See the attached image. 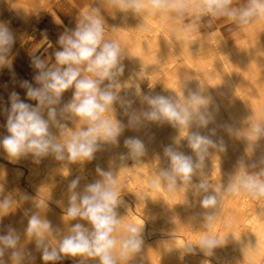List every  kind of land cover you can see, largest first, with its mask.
I'll list each match as a JSON object with an SVG mask.
<instances>
[{"label": "clouds", "instance_id": "1", "mask_svg": "<svg viewBox=\"0 0 264 264\" xmlns=\"http://www.w3.org/2000/svg\"><path fill=\"white\" fill-rule=\"evenodd\" d=\"M155 6L160 7L159 0H153ZM232 0H203L200 10L215 17L226 16L241 24H248L252 18L264 16V0H248L243 8L230 7ZM125 7L139 11V0H129ZM104 29L98 16L85 15L71 35L60 38L62 50L55 53L56 64L54 70L41 71L35 79L42 85L33 88L27 81L22 86L27 87V97L37 101L33 106L20 99L19 94H10V110H7L6 129L7 135L0 138V148L13 160L31 154L37 158L53 154L57 160H85L92 159L98 150V140L115 144L117 138L124 130V125L113 118H107L104 114L119 97L112 91L119 87L116 75L123 72V68H117L120 49L114 43L103 41ZM15 42V35L9 24L0 21V53H7ZM5 57L0 55V64L5 63ZM38 69L44 68V63L35 60ZM81 65L91 74L81 76ZM64 66V67H60ZM113 69H117L116 72ZM111 81L103 89L100 84L104 80ZM75 88L72 101L57 111L54 105L60 103L62 94L69 88ZM149 109L142 112V117L147 121L166 120L178 123L184 127H206L214 120L212 112L207 107L200 110L198 106H207L209 101L198 95H193L189 103L196 107H180L164 96H146ZM132 101H122L125 111L130 108ZM48 107V119L42 115V108ZM71 112L75 116L85 119L89 126L66 134L63 142L50 132L49 124L52 122L59 128L66 127L58 119L63 114ZM140 122V117L134 118ZM215 134V129L210 130ZM255 133L253 139L264 135V124L253 127ZM125 146L133 156H142L145 145L138 137H130L125 140ZM188 144L196 153L199 161H203L209 148L217 147L211 136L201 135L198 131L188 136ZM165 155L170 158V169L164 171L162 176L169 182L171 189L180 178L184 182H190L201 164L194 162L191 156L174 150L172 146L164 149ZM260 164H264V156L260 158ZM251 167H256L253 162ZM97 171L104 177L101 181L86 186L83 194L72 191L70 203L67 209V218L77 217L87 220L92 225L89 231L82 224H75L69 234L60 239L58 246H50L45 237L52 231L51 223L41 219L38 215H32L28 220L26 235L35 240L38 251H41V259L47 262L59 261L65 257H92L99 258L100 264H117L115 249L119 244V257L127 259L133 253L141 249L142 241L139 238L140 228L134 225L127 227L128 235L120 241L113 237V232L119 223L116 219L115 208L118 204V193L114 190L115 180L111 172L102 171L99 166ZM264 169L255 174L245 171L243 162L240 164V172L235 177L232 190H242L255 199L264 197ZM80 178L70 182V190L77 188ZM154 186L159 181L153 182ZM197 191H208V185L201 182L193 185ZM12 197H5L0 201V215L6 214L12 207ZM203 207H212L216 204L213 195H207L201 201ZM211 219V217H209ZM20 236L16 229L9 226L6 235H0V264H6L4 259L8 252L12 264H29L35 258L19 246ZM222 241L212 235H204L198 242V247L208 256L213 255L214 250ZM186 250L193 252L189 245ZM79 264H83L80 261Z\"/></svg>", "mask_w": 264, "mask_h": 264}, {"label": "rangeland", "instance_id": "2", "mask_svg": "<svg viewBox=\"0 0 264 264\" xmlns=\"http://www.w3.org/2000/svg\"><path fill=\"white\" fill-rule=\"evenodd\" d=\"M200 8L198 9V11L195 12L197 14V16L200 17V16L204 15L207 18H214L215 17V16H212V15L207 14L205 12H202L200 10ZM128 9L135 11L134 8L128 7ZM171 10H172V12H171L172 17L170 18L171 20L169 21L170 26H168V28L166 29L167 35L165 33H163L161 35V37L158 38L156 41L153 40V38L150 39L148 37V34H147V36L141 35L140 37L142 38V43L138 42L140 46H147V39H148V41H151L153 43L158 41L161 44V50L170 51V52H168L169 54L173 55L175 53V50L177 51L176 46H174V42H175L174 35L176 34V28L178 27V24H176V21H177L178 17H180V16L183 17L184 15H187L188 13H187V10L182 9V8H180V9L179 8H173ZM136 12H137V10H136ZM127 13L132 14V11H130V13L129 12H127ZM195 13H193L191 16H196ZM37 14H39V12L36 10L35 15H37ZM260 17H262V16H260ZM260 17L256 18V20L258 19L257 22L255 21V18H252V21H250L248 23V25L246 24L249 28L247 26H245V28H246L245 29V28H243L245 24L244 25L241 24L240 26H241L242 30H244V31L239 33L237 38L228 40V43L226 46L218 45V40L215 38L210 39V37L208 38V35L186 33L185 32L187 35L185 40L188 43V47H190L191 50L197 49V51L198 50H212L213 52L216 51L213 54H215L216 60L219 57L217 60L218 62L216 60H213L212 63L217 62L220 65H221V63H222V65L227 64V62H225L224 60L225 59L228 60L231 57L229 51L234 46H235L234 47L235 49H233V51H236V53H238L239 50H240L239 52H241V50H243V52L240 53L242 55V57L239 53L238 54L242 58L241 60L243 61V65H242L243 68H245L246 65H247L246 66L247 69L250 67V69H248L247 71H249V72L251 71V73H252L251 78L252 79L251 78L246 79V78H243L241 76H237L234 79H231V82L233 81V83H231L229 85V87H228V85L218 86V88H220V89L224 88L226 90V93H228V94H229V92H227L228 89L232 88L231 89L232 91L230 90L231 94H229V96H228L229 98L228 97L226 98L222 95L217 94L216 88L213 87L211 85L210 81L207 80V78H205L203 76L202 72L199 71L200 72L199 73L198 70H196L197 71L196 72L195 69H193L191 65L186 64V69L177 77V76L173 75L174 71L172 70V68H170L168 65L162 64L161 61L156 62L157 63V64L155 63L156 66L154 64L155 67L151 71H148L146 69H140L139 73L136 72V75L139 74L138 77H141L144 80H146V79L148 80L146 87L142 88L139 85H133V86L129 85V89L122 95V101H132V104H131V106H132L139 99L143 90L148 89L149 91L152 90L154 96L159 95V96H164L166 98H178V102L175 104L179 105L180 107H190V108L196 107V106L191 105L189 103V101L191 100V97L193 95H198V96H200L204 99H207L209 101V104L207 106H210L212 108L209 111L212 112L213 115L223 116L222 118L214 119L212 122L222 121V122H227V124H231V122L234 121L236 123H241V124L242 123H248L250 125L249 127L236 128V127L228 126L227 128H223V127L202 128L203 130L215 129V131H221V133H223V134H220L221 139L222 138L224 139V140L222 139L223 141H220L221 143L219 142L220 145L218 147H215V148H209L208 151H210L212 153V159H214L216 162H219L221 160L222 168L227 170L226 174L223 171L221 172L222 173L221 175H224V177H222V179L226 178V183H228L231 187H232V185H234L235 177L240 172L241 162L244 163L245 171L249 174L258 173L261 171V169H264V164L259 163L260 158L262 156H264V135H261L258 139H253L255 133L249 134L250 141H251V145H249V146L245 145V144L240 145L241 144L240 142H237V144H236V141H233L234 139L231 140L232 138L230 137V135H233V133H232L233 131L242 130V131H252L253 132V127L255 125L264 124V78H262V77H264V59L259 61L257 59V57L254 56V52L256 50L254 52L251 50V49H254V47L248 46V45H250V44H248V42H255V40H256L255 37H253L254 39L248 37V35L251 34L252 31H253L252 33L254 36L261 35L262 38H264V30H262V29H264V28H262V27H264V25H261V23H259L261 21H264V19H261ZM142 18H144L145 21L147 20V19H145L144 16ZM147 23H148V20H147ZM262 24H264V23H262ZM250 25H252V26H250ZM259 26H261V27H259ZM256 27H258L259 29L261 28V29L260 30L258 28L256 29ZM103 29L106 30V27H104ZM247 30H248V32H247ZM153 36H154V34H153ZM207 40H209L210 42H208ZM245 40H246V43H245ZM262 40H264V39H262ZM115 41H116L115 43L118 44L117 40H115ZM219 41H221V40H219ZM203 42L204 43L206 42L208 44V46L207 47L203 46V44H204ZM236 43L238 46L235 45ZM213 46L214 47L216 46V47L214 48ZM230 46H232V47H230ZM227 47H228V50L225 51V49H227ZM237 47L239 48V50H237ZM222 48L224 49L223 51H222ZM262 50H264V49H262ZM217 51H221L219 53L220 54L222 53V54L220 55L219 53H217ZM223 52H224V54H223ZM227 52L229 54H227ZM248 52L252 53V55L251 54L249 55ZM150 53L151 52L149 50L145 54H143V57H145L144 62L146 64V68H147L146 60H147V57L149 56ZM234 54L235 53H232V56ZM262 54H264V53H262ZM262 54H260V55L262 58H264V55H262ZM222 55H224V56H223V58L222 57L221 58L224 60H222L220 58V56H222ZM228 55H230V56L227 57ZM180 57H182V56L180 55ZM243 57H244V59H243ZM247 57L249 59H247ZM176 58L181 59V58H179L178 55H176ZM220 59L222 61H220ZM242 61H237V64H239L238 66H241L240 64H242ZM250 61H251V63H250ZM204 63H205V65L206 64L211 65V61H208L207 59L204 61ZM1 65L2 64H0V70H1ZM209 65H207V66H209ZM141 68H143L142 65H141ZM240 71H241V69H239V72ZM198 73H199V75H197ZM121 74H124L125 76L128 75L127 73H124V71L121 72L119 75L116 76V79L119 81L122 80L119 78V76ZM201 74H202V76H201ZM156 78H158V79L160 78L162 80L160 82L161 83L160 86H158L157 83H155ZM240 78H243V79H240ZM190 80H191V82L192 81L193 82L191 83ZM242 80H244L246 82H244V81L241 82ZM124 81H128L131 84V81L127 80V77L124 78ZM186 81L190 82L192 86L191 87L183 86V82H186ZM246 84H248V85L246 86ZM136 88L138 89L139 93H136ZM192 91H198L199 93L198 94H192ZM240 91H243V92L245 91V92L242 93ZM221 99H224V102ZM229 99L230 100L233 99V100L230 101ZM240 99L241 100L243 99L242 100L243 102L240 101ZM244 103L250 107L249 110H246L244 108V106H245ZM224 104H226L228 106L234 105L238 108H236L235 110H229L228 111V110L222 108V106ZM198 107L200 108V110H203L204 107H206V106L202 105V106H198ZM128 109L129 108H127V110ZM125 112L126 111H125V108L123 106L122 112H120V114H124ZM230 114L234 115L233 119L228 117V115H230ZM249 114H250V116H248ZM146 121L147 120H142L141 123L146 122ZM160 121H166V120H160ZM6 122L7 121L5 119L0 118V138H2L4 135L8 134L7 129H6ZM162 123H164V122H162ZM142 129H144V128L136 127L133 130V132L131 133V135L128 136V138H130V136L131 137H135V135L138 136L136 133L137 130H142ZM151 129H153V130L158 129L159 132L162 130V131H164L163 133H165V131L169 132L171 130H175L174 128L170 127V125L169 126H162L160 128L155 127V128H151ZM76 130H78V129H76ZM227 130H228V134H227ZM72 131H74V129H72ZM224 133H226V134H224ZM157 134H158V132H157ZM214 136H219V134H214ZM227 136H228V138H227ZM229 138H230V140H229ZM229 141H231V143H229V145H228L227 142H229ZM232 141H233V143H232ZM243 145L245 146L244 148H243ZM119 146L121 147V145H119ZM122 146H123V148L121 147L122 148L121 151L127 148L125 146L124 142L122 143ZM189 149H191L190 146H189ZM245 150L247 153L245 152ZM248 151H250V156L248 154ZM114 152H115V150H114ZM245 154H247L248 156H246ZM221 156H222V158H221ZM156 157L158 159L155 162H161V160H163L164 163H166L167 165H168V163L170 164L169 158L166 157V159H162V158L160 159V157H158V156H156ZM167 161H168V163H167ZM86 162H87L86 165L89 164V167L87 168V170H89V172L87 171L88 172L87 175H89L88 179L90 181L88 183L92 184V183H95L96 181H99L100 175L97 174L98 177L97 176L93 177V176H91V172H90V165L95 164V161L93 162V159H90V161L88 162V159H86ZM253 162L256 163V165H257L256 167L250 166ZM0 163L4 164V165L0 166V168H2L3 171L4 170L7 171V172H5V174L7 173V175L4 174V176L2 175L3 177L0 175L1 185L6 184V186H7V188H3V189L0 188V201H2L5 198V196L6 197L11 196L13 199L12 200L13 201L12 207L9 209V211L3 217L2 223L0 225V231H1V228L5 227V220L7 221L8 219L13 218L14 216H17L18 213L16 210L20 209L19 208L20 206L18 204H20L22 201H28L29 203H31L30 205H32V207L35 208V210L37 212L38 211L40 212V213L39 212L37 213L38 216H40L41 219L47 220L51 223L52 231L49 235H47L45 237L46 242L50 246L51 245L52 246H58L60 239H62L63 236L69 234L71 231V228L77 223L82 224L87 229H90V228L92 229V225L87 220L81 219L79 217H77V219H75V220L70 219L74 222L68 221V218L66 217V215H67V209L69 207L70 196L72 194V191L65 192V193L62 192L63 193V195H62L60 190L52 189L51 183H49L46 180V177L43 176L46 174H43L42 170H38L40 167L42 168V166H40V167L38 166L39 168L36 166L37 170H35L34 169L35 166L26 167L23 162H20L17 160L12 161L10 158H8L7 153L2 148H0ZM130 163H131V161H130ZM3 166H5V169ZM79 166L80 165H78L77 168ZM80 169H81V167H80ZM34 170H35L36 174H35V172L33 173ZM54 178H56V179L54 180L53 184H58V182H57L59 179L58 176L56 175ZM54 178H52V179H54ZM262 178H264V177H262ZM204 180L205 181H202V182H205L207 185H210V184L221 185V182L218 181L217 176H212V175L210 176L209 175L206 178H204ZM179 181L184 182L181 179H179ZM192 181L196 182V179L193 180V178H192ZM16 185H18V186H16ZM191 185H192V183H190V185H188L189 187H186L184 190L188 191L189 189H191L192 188V187H190ZM48 186H50L51 188H49ZM8 187H9V189H8ZM163 190H166V188H163ZM5 191L6 192L8 191V193H5ZM59 191H60V193H59ZM189 191H192V193H193L194 190H189ZM189 191L188 192L183 191V193H182V194L186 193V194H184V197H186L187 200H185V198H183L185 200L184 202H186L188 200L191 201V203H192V201H194V202L189 205V201H188V204H186L184 202L182 203L183 200H181V202H180V200H176L175 202H173V203H175V205L178 203L176 205V207H173L175 205L173 203H169V202H165V205H164L163 201H162V203H160L159 201L154 202L153 199L151 200V198L147 197V195L144 196V194L143 195L140 193L138 194L137 192L136 193L135 192L133 193L130 191L126 192V190L116 191L118 193V204L115 208V212L117 215L116 219L119 220L118 221L119 223L117 224L114 232H118V231L127 232V227L129 225H134V226H137L138 228L140 227L139 233L140 234L142 233L141 234V238H142L141 241L145 242V243H143L145 246V250L147 251V254L149 255V257L152 260H154L155 263L169 262L171 264H264V254H262V256H261L260 254L255 253L256 247L253 246L254 248L252 247L251 250H248L246 252L241 251V249H239V248H241L240 247L241 241H243L242 243L247 241L246 236L248 234H251L253 236V238L254 237L257 238L256 232H264V229H261V228H264V223H261V220H260V219L264 218V197H262L260 199H255L242 190H233L232 192L228 191V194L226 193V191H224L226 198H227V196H229V198H230V195L232 196L233 207H230L229 211L227 212V214L228 213L229 214L228 215L226 214L222 218V220H225L224 218H226V216H227L226 219L228 221L225 220L226 221L225 223L227 224V227L229 226L227 228L228 232L227 231L223 232L224 227L219 222L221 220L220 212L222 211V209L220 207L214 206L215 210L217 208V210H216L217 212L214 209H212V210H214L213 211L214 214L210 213L211 216L210 215L206 216L204 218V221H203L200 218V216L193 211L196 209L201 210V208L198 206H194L196 208V209H194L193 204L196 201L201 202L202 201L201 199H203V198L201 196H199L198 199L192 198L191 196L193 194ZM68 193H70V194H68ZM16 194H18V195H16ZM134 194L137 196H135ZM197 194L198 193H196L195 195H197ZM65 195H70V196H67L68 197L67 198V197H65ZM139 197H141V198H139ZM24 198H26V199L24 200ZM158 199L161 200V198H158ZM192 199H194V200H192ZM195 199H197V200H195ZM162 200H165V199L162 198ZM66 201H68V202H66ZM167 203L169 204L170 207L168 205H166ZM181 203H182V205L186 204L184 206L185 208L182 207ZM153 204L155 206L157 204L158 205L157 208ZM153 206H154V209H153ZM160 206H162V207L160 208ZM171 206L174 208V210H173V208H171ZM163 207H165L166 209ZM177 208L181 209V210H178ZM218 208H220V211ZM231 208H233V209H231ZM29 210H31V207L29 208ZM182 210H183V212H187L186 215H188V216L191 215V217H192L191 224L189 225V228H188L189 230L191 228V230L188 232L189 238L187 236H185L186 234L183 232H178V231L170 229L172 227V223H170V220L173 218V216H176V215L178 216L179 211H182ZM127 214H129V215H127ZM55 216H56V218H55ZM161 217H162V219H161ZM209 217H211V219ZM194 218H196V219H194ZM64 219H67V221H65ZM212 219H213V221H212ZM208 221H210V222H208ZM132 222H133V224H132ZM149 223L153 224L154 227H153V225H150ZM192 223H193V225H192ZM25 224L23 225L24 231L27 228V226ZM137 224H139V225H137ZM230 226H231V228H230ZM154 231H155V233H154ZM209 234L217 237L218 239H220L222 241L221 245L214 250L213 255H211V256L206 255L201 249H199L198 244H197L202 236L209 235ZM232 234L235 235L234 238L230 237ZM190 235H194V237H191ZM152 238H154V240H155L154 242H153ZM33 240L34 239L32 238L31 244L36 245L35 240L34 241ZM189 245H191L194 248L193 252H188L186 250V248ZM146 246H148V247L146 248ZM148 249H149V252L151 251V253L148 252ZM234 249H235V251H234L235 254L233 253ZM252 250H253V254L251 253ZM186 254H188V255H186ZM238 254H239V256H238ZM244 254H245V256H244ZM41 255H42V253H40L38 255L39 258H41ZM172 255L175 258L172 257ZM240 255H243L244 257H242ZM252 255L255 257V259H254V257L252 258ZM169 257H170V259H169ZM231 257L235 258V259H232ZM240 257L242 258V260ZM246 257H248V258H246ZM260 257H262V258H260ZM34 258L35 259L32 261L37 262V256H35ZM80 258H84V257H65L59 261L47 262V264H74V263L79 264ZM87 258L90 259L89 257H87ZM120 258L118 255L117 256V264H123V262H125L126 264H129V263L133 264L134 263L133 261H131L130 257L127 259H124V258L120 259ZM237 258H239L240 260ZM238 260L241 262H239ZM27 263L29 264L28 260L25 261V264H27ZM7 264H12V262L7 263ZM38 264H45V262L42 260V263H38ZM84 264H86V262ZM97 264H100V262L97 261Z\"/></svg>", "mask_w": 264, "mask_h": 264}, {"label": "bare ground", "instance_id": "3", "mask_svg": "<svg viewBox=\"0 0 264 264\" xmlns=\"http://www.w3.org/2000/svg\"><path fill=\"white\" fill-rule=\"evenodd\" d=\"M26 2V0H23ZM44 1V0H43ZM145 0H143L144 2ZM163 1V0H162ZM173 1V0H172ZM171 1V3H172ZM7 2H9L10 4H15L14 0H7ZM19 2V0L17 1ZM153 2V1H152ZM20 7L21 5L23 6V4L25 3H22V1L20 0ZM146 3H149L148 1L144 2V4L146 5ZM161 3V2H159ZM165 3V0L163 1V4ZM167 3H169V1L167 0ZM31 4V5H30ZM30 4L28 2L27 5H30L29 7H23V8H18L20 9V11H23L25 14H31L32 10H34V7H32V4L33 2L31 3L30 1ZM44 4H47L44 3ZM162 4V5H163ZM203 4V0H174L171 8L170 9H173V8H182V9H185L187 10V15H184L183 17H178L177 18V21H176V24H178V27L176 28V34L174 35L175 37V42H174V46H176V49L177 51L175 50V53L172 55V54H169L168 52L170 51H167V50H157L156 53L155 51L151 52L149 54V56L147 57V70L148 71H151L154 69V67L156 66V62H159L161 61L162 64H165V65H168L170 68H172V70L174 71V76H177L180 75L185 69H186V64H189L192 66L193 69L198 70V72H202L203 76L205 78H207V80L210 81L211 85L213 87L216 88V92L217 94L219 95H222L224 97H228L229 94H231L230 92L232 91L231 89H228L226 93V90L224 88L220 89L218 88V86H225V85H229L231 83H233V81L231 82V79H234L235 77L237 76H241L243 78H246V79H249L251 78L252 76V73L251 71H247L248 69H250V67L247 69L246 66L245 68H243V61L241 60L242 58V55L240 54L241 52H243V50H241V52H239V48L237 47V50L238 53L241 55L236 53V51H233V49H235L234 47H232V49L229 51L231 57L228 59V60H224L222 59L224 55L220 56V58L222 60H224L225 62H227V64L225 65H221L219 63H217L218 61V54L219 52L221 51H217V60L215 59V54H213L214 52L216 51H212V50H191L190 47H188V43L186 42L185 38H186V31L182 28L181 26V22L182 20L184 19H187L188 17H190L193 13H195L196 11H198V9L201 7V5ZM41 5V3H40ZM152 5L154 6V3H152ZM152 5L148 4V7H142L140 8L139 12L141 15H143L145 17V19L148 20V24L146 25V28L145 30H147L146 32H152L154 34L153 36V40H157L158 38L161 37V35L163 33L166 34V29L168 28V26H170V23L168 22V19L165 21V19L163 20V18H160V14H157L158 16H160L159 18H153V14H154V8L151 7ZM17 5H15L16 7ZM25 6V5H24ZM36 6V5H35ZM47 5H45L46 7ZM168 6V5H167ZM14 7V6H13ZM33 9H32V8ZM162 7V6H161ZM164 8L162 9L161 8V11L160 10H157V11H160V13L162 14V16H165L169 11L168 8L167 10L165 9V6H163ZM11 9H12V6H11ZM35 9L37 10V8L35 7ZM156 9V8H155ZM157 9H160V7H158ZM14 10V8H13ZM17 10V9H16ZM44 11V10H43ZM134 11V10H133ZM132 11V14H134L136 12H133ZM156 11V10H155ZM35 12V10H34ZM136 12V13H137ZM16 13V12H15ZM33 13V12H32ZM157 13V12H156ZM198 13V12H197ZM196 14V13H195ZM199 14V13H198ZM33 15V14H31ZM40 15V14H39ZM168 15V14H167ZM21 16H27V15H21ZM29 16V15H28ZM36 16V15H35ZM197 16V14H196ZM26 18V17H25ZM141 18V17H140ZM166 18V17H165ZM261 19H264V16L260 17ZM27 19H30V17H27ZM26 19V21H27ZM34 19V18H33ZM32 19V21H33ZM35 20V19H34ZM147 20L145 21L147 23ZM150 21V22H149ZM252 21V20H251ZM255 21L257 22L258 19L256 20L255 18ZM261 21V20H260ZM29 22V21H28ZM27 22V23H28ZM255 22V23H256ZM145 23V24H146ZM261 23V25H264L262 23H264V21H261L259 22ZM29 24V23H28ZM143 25V24H142ZM244 25V24H243ZM248 25V24H247ZM246 24L244 25L243 28H245V26H247ZM28 26V25H26ZM252 26V25H250ZM258 26V25H257ZM32 27V26H31ZM248 27V26H247ZM261 27V26H259ZM249 28V27H248ZM253 28V27H252ZM258 27H256L257 29ZM264 28V27H262ZM196 29V28H195ZM246 29V28H245ZM255 29V30H256ZM259 29V28H258ZM261 29V28H260ZM259 29V30H260ZM26 30V29H25ZM24 30V31H25ZM144 30V31H145ZM193 30V29H192ZM207 31V34H208V28L205 27V29ZM258 30V31H259ZM264 30V29H262ZM142 31V30H141ZM244 31V30H243ZM21 32V31H20ZM27 32H28V29H27ZM145 32V33H146ZM186 32V33H185ZM248 32V30H247ZM253 32V31H252ZM251 32V34L248 35L249 38H253L255 37V42H248V46H253L254 49H251L253 52H254V56L257 57V59L259 61H261L262 58L260 54L264 53V38H262L261 35H257V36H254L253 33ZM262 32V31H261ZM29 33V32H28ZM32 33V32H31ZM257 33V32H256ZM260 33V32H259ZM196 34V33H195ZM15 35V34H14ZM18 35V34H17ZM26 35V34H24ZM22 35V36H24ZM28 35V34H27ZM26 35V37H27ZM145 36H147L146 34H144ZM167 35V34H166ZM210 35V34H209ZM16 36V35H15ZM20 39L19 40H22L21 38L22 37H19ZM209 38V37H208ZM17 39V38H16ZM211 39V37H210ZM254 39V38H253ZM202 40V39H201ZM204 40V39H203ZM247 40V39H246ZM246 40H245V43H246ZM208 42H210L209 40H207ZM17 42V41H16ZM21 42V41H20ZM201 42V41H200ZM204 43V42H203ZM239 43V42H238ZM242 43V42H241ZM244 43V42H243ZM19 44V43H18ZM196 44V43H195ZM215 44V43H214ZM17 45V44H16ZM200 45V44H199ZM202 45V44H201ZM218 45H223V46H226L227 43L224 42V41H218ZM237 45V43L235 44ZM147 46H159L161 47V44L157 41V42H151V41H148L147 39ZM203 46H208V44L205 42L203 44ZM238 46V45H237ZM247 46V45H246ZM16 47V46H15ZM158 47V48H159ZM194 47V46H193ZM196 47V46H195ZM199 47V46H198ZM210 47V46H209ZM208 47V48H209ZM214 47V46H213ZM212 47V48H213ZM216 47V46H215ZM214 47V48H215ZM218 47V46H217ZM221 47V46H220ZM14 48V47H13ZM219 48V47H218ZM225 48V47H224ZM246 48V47H245ZM244 48V49H245ZM249 48V47H248ZM179 49V50H178ZM200 49V48H199ZM211 49V48H210ZM216 50V49H215ZM218 50V49H217ZM221 50V49H220ZM224 49L222 48V51ZM228 50V47L227 49H225V51ZM246 50V49H245ZM250 50V49H249ZM11 51V50H10ZM224 51V52H225ZM223 52V54H224ZM250 52V51H249ZM248 52V53H249ZM13 53V51H12ZM227 52V54H229ZM232 53H235L233 56H232ZM220 54V53H219ZM222 54V53H221ZM220 54V55H221ZM226 54V53H225ZM245 54V53H244ZM247 54V53H246ZM252 55V53H249V55ZM176 55L179 56V58L181 59H177L176 58ZM180 55L182 57H180ZM230 55H228L227 57H229ZM264 55V54H262ZM245 56V55H244ZM247 56V55H246ZM253 56V57H254ZM10 58V57H9ZM208 61H211V65L209 64H206L204 63V61L206 59ZM246 58V57H245ZM220 59V61H222ZM244 59V57H243ZM247 59H249L247 57ZM246 59V60H247ZM252 59V58H251ZM55 60V59H54ZM53 60V61H54ZM213 60H216L217 64L216 63H212ZM219 61V62H220ZM237 61H242V64H240L241 66H238L239 64H237ZM247 62V61H246ZM245 62V63H246ZM156 63V64H155ZM241 63V62H240ZM251 63V61H250ZM155 64V66H154ZM219 64V65H218ZM173 65V66H172ZM209 65V66H207ZM51 67V65H49ZM53 66V65H52ZM56 66V65H55ZM58 66V65H57ZM250 66V65H249ZM240 67V68H239ZM56 68V67H55ZM243 68V69H242ZM52 69V67H51ZM239 69H241V71L239 72ZM54 70V69H53ZM197 72V71H196ZM199 72V73H200ZM199 73L197 75H199ZM201 74V76H202ZM127 77L125 76L124 74H121L119 76L120 79H122L119 83V87H121V91L119 90L120 88L116 87L113 88L114 89V93H116V95H120V98L118 99L119 100V103L122 102V95L129 89V85H130V82L128 81H124V78ZM261 77V76H260ZM259 77V78H260ZM243 78H240V79H243ZM264 78V77H262ZM252 79V78H251ZM244 80H242L241 82H243ZM123 82V83H122ZM191 82V80H190ZM183 82V86H186V87H191V83L193 82ZM246 82V81H244ZM107 84V83H106ZM105 84V85H106ZM244 84V83H243ZM242 84V85H243ZM249 84V83H248ZM246 84V86L248 85ZM243 87V86H242ZM104 88V87H103ZM101 88V89H103ZM112 89V90H113ZM227 89V88H226ZM225 90V91H224ZM231 90V91H230ZM120 92V93H119ZM149 92H151V94H153L152 90H150ZM242 93H244L243 91H240ZM136 93H139L138 92V89L136 88ZM199 92L198 91H192V94H198ZM228 94V95H227ZM250 94V93H249ZM229 98V97H228ZM249 98V97H248ZM173 103H177L178 102V98H169ZM245 99V98H244ZM117 100V102H118ZM223 102H224V99H221ZM230 100V99H229ZM233 99H231L230 101H232ZM235 100V99H234ZM243 100V99H242ZM240 99V101H242ZM249 100V99H248ZM62 100H60V103L57 104V105H54V107L57 108V111L59 113V110L61 108H63L65 106V104L63 105L61 103ZM246 101V100H245ZM244 101V102H245ZM250 101V100H249ZM116 102V103H117ZM243 102V101H242ZM247 103V102H246ZM115 104V102H114ZM113 104V105H114ZM245 104V103H244ZM116 105V104H115ZM119 106V104H117ZM121 105V104H120ZM47 106H45V108H43L42 110V115L44 116L45 119H48V115H47V112H48V109L46 108ZM121 107L123 108V106L121 105ZM208 110H211L212 108L210 106H206ZM112 108H115L116 112L109 108L108 110L113 112V113H116L117 114V110L118 109L116 107H112ZM222 108L226 109V110H235L236 106H228L226 104H224L222 106ZM244 108L246 110H249L250 107L247 106L245 104ZM46 109V110H45ZM111 109V110H110ZM121 110V109H119ZM108 111V112H109ZM108 112H106L104 115H106ZM112 113V114H113ZM115 115V117H117V115ZM108 115V114H107ZM111 115V114H110ZM109 115V116H110ZM108 116V118H109ZM112 116V115H111ZM110 116V118H111ZM214 116V119L216 118H222L223 116L221 115H213ZM250 116V114L248 115ZM114 117V116H113ZM112 117V118H113ZM114 117V118H115ZM121 118V116H118ZM229 118L233 119L234 118V115L233 114H230L228 115ZM119 118V119H120ZM58 119H60V122L63 123L66 127L64 128H59L57 127L55 124H53L52 122H50L49 124V130L50 132L57 138V141L58 142H63V140L65 139V136L66 134L70 133V132H74L76 131V129L73 128V126L75 127L76 125L79 127V128H83L85 126V123L87 122L85 119H82V121L84 122H79V124L75 123V120L77 119L71 112H66L63 114V119H61L60 115H58ZM79 119V117H78ZM119 119H115L117 121H119ZM80 121V120H79ZM78 122V120H77ZM164 122V123H162ZM76 124V125H75ZM174 128L175 130H171L169 132H166L163 133L164 131H160L158 129L156 130H153L151 128H160L162 126H169ZM228 126L230 127H236V128H239V127H249L250 125L248 123H236V122H231V124H227V122H222V121H214V122H211L209 123L206 127H210V128H213V127H223V128H227ZM71 127L74 129V131H72ZM88 127L87 124L84 128ZM137 127L139 128H144L142 130H137V135H135V137H138L139 139H141L145 145V151H144V154L142 156H133L131 155L130 153V150L128 148L124 149L121 151V149L123 148L122 144L121 147L118 146L117 149H115V152L113 153H110V154H107L106 151L104 150V146L103 144L105 143V141L103 140H98V150L94 153L93 155V162L95 161V164L93 165H90V172H91V176L93 177H96L97 174L100 175V173L97 171V167L99 166V168L104 171V172H111L112 173V176L115 180V184L113 185V188L115 191H120V190H126L127 191H130V192H137L138 194H144V196L147 195V197L151 198V200L153 199V201L155 202H160L162 203V201L164 202V205H165V202H169V203H173L175 202L176 200H183L182 203L187 200L186 197H184V192H188L189 190H194L193 193L192 191H189L191 192L193 195L191 196L192 198H199V196H201L202 198H204L205 196L207 195H213L215 196L216 198V204L214 205L215 207H220L222 209V211L220 212L221 214V220L219 221L222 226L224 227L223 228V232L227 231V224L225 223L227 220V216L226 218H224L225 220H222L223 216H225L227 214V212L229 211L230 207H233V201H232V196L230 195V198L229 196H225L224 194V191H226V193L228 194V191L232 192V187L226 183V178L222 179V177H224V175H221L222 171L226 174L227 173V170L222 168V162L221 160L219 162H216L214 159H212V153L210 151H208V153L205 155L204 157V160L203 161H199V158L197 157L196 153L192 150V149H189V144H188V136L192 133V132H195V131H198L201 135H204V136H211V139H213V141L217 144V147L220 145V141H223L221 139V135L220 134H223L221 133V131H215V134H219V136H214L210 130H203L202 128H206V127H197L195 124H193L191 127H184V126H181L179 125L178 123H172V122H169V121H146V122H140ZM177 128V129H176ZM78 129V128H77ZM133 132V131H132ZM131 132V133H132ZM158 132V134H157ZM224 132V131H223ZM231 132V131H230ZM233 135H230V137L232 138L231 140L233 141H236V144L237 142H240L239 144L242 145V144H245V145H251V141H250V136L249 134L251 133H254L252 131H242V130H236V131H233L232 132ZM226 134V133H224ZM227 134H228V130H227ZM131 135V134H130ZM229 136V135H228ZM227 136V138H228ZM131 137V136H130ZM126 140V139H125ZM230 140V138H229ZM238 140V141H237ZM232 141V143H233ZM123 142V141H122ZM121 142V143H122ZM125 142V141H124ZM220 142V143H219ZM229 143H231V141L227 142V144L229 145ZM119 145V144H118ZM222 145V144H221ZM168 146H172L174 148V150H177V151H180V152H183L185 155L187 156H191L193 158V161L194 162H199L201 164V166L196 169L195 171V174L193 175V180L196 179V182L195 181H190V182H180L179 179L180 178H177V182L176 184L170 189L168 184L169 182L167 181V179H165L163 176H162V173L164 171H167L170 169V166H171V162L170 164L168 163V165L166 163H164L163 160H161V162H155L158 158L160 157V159H166V155L164 153V149ZM245 146L243 145V148ZM250 148V147H249ZM247 149V148H246ZM246 152V150H245ZM228 153V152H227ZM226 153V154H227ZM247 153V152H246ZM218 154V153H217ZM248 154L250 156V151H248ZM225 155V154H224ZM246 156H248L247 154H245ZM244 155V156H245ZM216 156V155H215ZM227 156V155H226ZM155 157V158H154ZM8 158H10L8 156ZM168 158V157H167ZM219 158V157H218ZM222 158V156H221ZM12 161L13 159L10 158ZM40 162H36L37 158L33 157L31 154L25 156V157H21L19 159H16L17 161H20V162H23L25 164L26 167H30V166H35L34 169H36V166L40 167L42 166V168L38 167L39 169L38 170H42L43 171V174H46V175H43L44 177H46V180L51 183V187L52 189H57V190H60L61 193L62 192H70V191H75L76 193L78 194H83V192L85 191L86 189V186L89 185V175L88 172L89 170H87V168L89 167V164L86 165V159L85 160H77V161H71V160H68V159H65V160H57L55 159V156L53 154H49L47 156H44V157H40L38 158ZM159 159V160H160ZM218 160V159H217ZM223 160V159H222ZM15 161V160H14ZM90 160H88L89 162ZM131 161V163H130ZM92 162V161H91ZM90 162V163H91ZM224 162V161H223ZM224 164V163H223ZM4 165L3 163L1 164L0 163V166ZM80 165L78 168L77 166ZM6 166V165H5ZM5 166L4 169H5ZM92 166V167H91ZM8 167V166H7ZM10 167V166H9ZM14 167V166H13ZM81 167V169H80ZM12 168V167H11ZM15 168V167H14ZM33 169V168H32ZM11 170V169H10ZM35 170L33 171V173L35 172ZM88 171V172H87ZM5 172H7L6 170L3 171L2 168H0V175L4 176ZM9 172V171H8ZM30 172V171H29ZM11 173V172H10ZM38 173V172H37ZM36 174V172H35ZM7 175V173L5 174ZM58 176V184H53L54 183V180L57 178H54L55 176ZM217 176L218 177V181L221 182V185H213V184H210L208 185V191L207 192H204V191H197L193 185H198L200 184L202 181H205L204 178H206L207 176ZM2 176V177H3ZM40 177V176H39ZM49 177V178H48ZM77 177L80 178V181H79V184L77 186L76 189L74 190H70L69 188V185H70V182L73 180V179H76ZM92 177V178H93ZM98 177V176H97ZM226 177V176H225ZM54 178V179H52ZM4 179V178H3ZM45 179V178H44ZM91 179V178H90ZM104 177L100 175V180H103ZM210 179V178H209ZM43 180V179H42ZM97 180V179H96ZM99 180V181H100ZM159 181V184L155 185L153 184L154 181ZM1 181V179H0ZM228 181V180H227ZM214 182V181H213ZM212 182V183H213ZM216 182V181H215ZM229 182V181H228ZM190 183H192V185L190 187H192L191 189H189L188 191H185L184 189L186 187H189L188 185H190ZM205 183V182H203ZM209 183V182H208ZM223 183V184H222ZM53 184V185H52ZM218 184V183H217ZM6 186V184H4ZM4 185H1L0 183V188L3 189V188H7V186L5 187ZM8 185V184H7ZM232 185V184H231ZM18 186V185H16ZM49 188H51L50 186H48ZM163 188H166V190H163ZM9 189V187H8ZM7 189V190H8ZM6 190V189H5ZM182 190V191H181ZM2 191V190H1ZM16 191V190H15ZM14 191V192H15ZM52 191V190H51ZM59 191V193H60ZM19 192V191H18ZM55 192V191H54ZM5 193H8V191ZM196 193H198L197 195H195ZM56 194V193H55ZM70 194V193H68ZM18 195V194H16ZM60 195V194H59ZM63 195V193H62ZM135 195V194H134ZM191 195V194H190ZM14 196V195H13ZM54 196V195H53ZM56 196V195H55ZM58 196V195H57ZM67 196H70V195H65V197ZM137 196V195H135ZM6 197V196H5ZM59 197V196H58ZM64 198V197H63ZM68 198V197H67ZM141 198V197H139ZM138 198V199H139ZM158 198H161V200H159ZM165 199V200H162ZM185 198V200L183 199ZM229 198V199H228ZM26 198H24L25 200ZM136 199V198H135ZM190 199V198H189ZM195 199V200H197ZM237 199V198H236ZM13 200V199H12ZM33 200V199H32ZM194 200V199H192ZM203 200V199H201ZM38 201V200H37ZM148 201V200H147ZM189 201V200H188ZM188 201L184 202L186 204H188ZM34 202V201H33ZM68 202V201H66ZM149 202V201H148ZM147 202V203H148ZM194 201H192L193 203ZM20 203V202H19ZM159 203V204H160ZM181 203V205H182ZM191 201H189V205L192 204ZM31 203H29L28 201H22L20 204H18L20 207L19 210H16L17 211V221L15 223V229H16V232L17 234L20 236V241H22L23 243L27 244L29 247H22L23 244H20L19 242V246L21 249L23 250H26L28 252H30L32 254L33 257L35 256H38L41 251H38L37 250V247L36 245H33L31 244L32 242V238H29L27 237L26 235V231L23 230V225L25 224L26 226L28 225V220L30 219V217L32 215H38L35 208L32 207V205H30ZM40 204V203H39ZM140 204V203H139ZM149 204V203H148ZM175 205V203H173ZM178 204V203H177ZM176 204V205H177ZM186 204L182 205V207H184ZM154 205V204H153ZM166 205L169 206V204L167 203ZM173 206V207H176ZM220 205V206H219ZM155 206V205H154ZM154 206H153V209H154ZM157 204H156V208H157ZM163 206V205H162ZM160 206V208L162 207ZM167 206V207H168ZM194 206H198L201 208V210H197ZM214 206L212 207H203L201 202H198L196 201L194 204H193V207L194 209L196 210H193L195 213H197L200 218L204 221V218L206 216H211L210 213H213V211L215 210ZM31 207V210H29V208ZM151 207V206H150ZM170 207V206H169ZM171 206V208H173ZM118 208V207H117ZM165 208V207H163ZM181 208V207H180ZM185 208V207H184ZM183 208V209H184ZM220 208L219 211H220ZM239 208V207H238ZM146 209V208H145ZM159 209V208H158ZM166 209V208H165ZM178 209V208H177ZM214 209V210H212ZM233 209V208H231ZM174 210V208H173ZM178 210H181V209H178ZM217 210V208H216ZM215 210V211H216ZM191 211V210H190ZM166 212V211H165ZM172 212V211H171ZM217 212V211H216ZM40 213V212H39ZM169 213V212H168ZM181 213V214H180ZM48 214V213H47ZM121 214V213H120ZM187 212H183L182 211H179V215L177 216H173V218L170 220V223H172V227L170 228L171 230H175V231H178V232H183L185 233L186 235L185 236H189L188 235V232L191 230L188 229L189 228V225L191 224V215L188 216L186 215ZM214 214V213H213ZM218 214V213H217ZM229 214V213H228ZM227 214V215H228ZM50 215V214H49ZM129 215V214H127ZM147 215V214H146ZM160 215V214H159ZM162 215V214H161ZM175 215V214H174ZM47 216V215H46ZM54 216V215H53ZM117 216V215H116ZM135 216V215H134ZM156 216V215H155ZM168 216V215H167ZM40 217V216H39ZM50 217V216H49ZM63 217V216H62ZM67 217V215H66ZM129 217V216H128ZM191 217V218H190ZM198 217V216H197ZM56 218V216H55ZM157 218V217H156ZM155 218V219H156ZM166 218V217H165ZM208 218V217H207ZM77 219V218H76ZM132 219V218H131ZM153 219V218H152ZM159 219V218H158ZM162 219V217H161ZM169 219V218H168ZM196 219V218H194ZM54 220V219H53ZM65 221H67V219H64ZM75 220V219H74ZM261 220V223H264V218L260 219ZM68 221H72L68 218ZM119 221V220H118ZM154 221V220H153ZM157 221V220H156ZM155 221V222H156ZM167 221V220H166ZM213 221V219H212ZM211 221V222H212ZM228 221V220H227ZM74 222V221H72ZM71 222V223H72ZM149 222V221H148ZM151 222V221H150ZM210 222V221H208ZM57 223V222H56ZM65 223V222H64ZM139 223V222H138ZM152 223V222H151ZM161 223V222H160ZM167 223V222H166ZM199 223V222H198ZM197 223V224H198ZM202 223V222H201ZM62 224V223H61ZM133 224V222H132ZM150 224V223H149ZM220 224V225H221ZM63 225V224H62ZM73 225V224H72ZM122 225V224H121ZM139 225V224H137ZM150 225H153V224H150ZM193 225V223H192ZM119 226V225H118ZM209 226V225H208ZM218 226V225H217ZM152 227V226H151ZM154 227V225H153ZM159 227V226H158ZM167 227V226H166ZM140 228V227H139ZM162 228V227H161ZM231 228V226H230ZM123 229V228H122ZM155 229V228H154ZM168 229V228H167ZM261 229H264V228H261ZM67 230V229H66ZM89 231H91L92 229H88ZM125 230V229H124ZM170 230V231H171ZM118 231V230H117ZM162 231V230H161ZM194 231V230H193ZM174 232V231H173ZM228 232V231H227ZM234 232V231H233ZM155 233V231H154ZM191 233V232H190ZM140 234V233H139ZM142 234V233H141ZM141 234L139 235V238L142 240L141 238ZM237 234V233H236ZM113 237L115 239H117V241H120L122 240L123 238H125L128 233L125 232V231H118V232H113ZM195 235V234H194ZM194 235H190L191 237H194ZM210 235V234H209ZM220 235V234H219ZM224 235V234H223ZM165 236V235H164ZM221 236V235H220ZM256 236L257 238H253V236L251 234H248L246 236L247 238V241L242 243L243 241H241L240 243V247L239 249H241V251H248V250H251L252 247H256L255 248V253L257 254H260L262 256V254H264V232H256ZM143 237V236H142ZM166 237V236H165ZM199 237V236H198ZM230 237H235L234 234H232ZM237 237V236H236ZM243 237V236H242ZM189 238V237H188ZM228 238V237H227ZM153 239V242L155 241L154 238ZM151 239V240H152ZM156 239V238H155ZM185 239V238H184ZM242 239V238H241ZM158 240V239H157ZM163 240V239H162ZM188 240V239H187ZM34 241V240H33ZM151 242V241H150ZM145 243L144 241H142V245H141V249L136 252V253H133L131 254L129 257L131 259V261H133L135 264H171L169 262H162V263H155L154 260H152L149 255L147 254V251L145 250V246L144 244ZM158 243V242H157ZM164 243V242H163ZM178 244V243H177ZM198 244V243H197ZM188 245V244H187ZM195 245V244H194ZM52 246V245H51ZM227 246V245H226ZM148 246H146L147 248ZM253 247V248H254ZM180 248V247H179ZM183 248V247H182ZM178 249V248H177ZM200 249V248H199ZM229 250V249H228ZM237 250V249H236ZM165 251V250H164ZM173 251V250H172ZM235 249L233 250V253H234ZM148 252H149V249H148ZM232 252V251H231ZM7 253V252H6ZM118 253H119V244L117 245V248L115 249V254L116 256H118ZM151 253V251L149 252ZM165 253V252H164ZM225 253V252H224ZM251 253L253 254V250L251 251ZM235 254V253H234ZM242 254V253H241ZM151 255V254H150ZM180 255V254H179ZM188 255V254H186ZM219 255V254H218ZM226 255V254H225ZM237 255V254H236ZM190 256V255H189ZM239 256V254H238ZM242 257L244 256L243 255H240ZM156 257V256H155ZM171 257V256H170ZM169 257V259H170ZM172 257H174L172 255ZM220 257V256H219ZM254 256L252 255V258ZM90 259H88L87 257H84V258H80V261H83V264L86 262V264H97V261H99V258L96 257V258H92V257H89ZM120 258V257H119ZM158 258V257H157ZM161 258V257H160ZM163 258V257H162ZM175 258V257H174ZM190 258V257H189ZM232 258V257H231ZM230 258V259H231ZM241 258V257H240ZM248 258V257H246ZM245 258V259H246ZM262 258V257H260ZM122 259V258H120ZM119 259V260H120ZM232 259H235V258H232ZM239 259V258H237ZM244 259V258H243ZM255 259V257H254ZM258 259V258H257ZM129 260V259H128ZM240 260V259H239ZM238 260V261H239ZM242 260V258H241ZM126 261V260H125ZM162 261V260H161ZM231 261V260H230ZM236 261V260H235ZM254 261V260H253ZM258 261V260H257ZM122 262V261H121ZM241 262V261H239ZM125 262H123L124 264ZM133 263V264H134ZM180 263V262H179ZM28 264V263H27ZM31 264H38L37 262H33L31 261ZM126 264V263H125ZM131 264V263H129Z\"/></svg>", "mask_w": 264, "mask_h": 264}, {"label": "crops", "instance_id": "4", "mask_svg": "<svg viewBox=\"0 0 264 264\" xmlns=\"http://www.w3.org/2000/svg\"><path fill=\"white\" fill-rule=\"evenodd\" d=\"M18 0H14L15 4H10L7 0H0V21L6 22L9 24L10 28L14 32L15 42L10 47L9 52L0 53L5 57V63L1 65L0 70V118L5 119L7 121V110H10V94L12 92H16L19 94L21 100L25 103H29L33 106L37 105V101L31 100L27 97V87L22 86L25 81H27L33 88L41 87L42 85L35 79L41 71L53 70L57 67L55 59V53L57 51L62 50V45L60 44V38L65 35H71L73 31H75L77 25L81 20H83L85 15H94L98 16L102 21L103 28L106 27L103 33V41L107 43L116 44L115 40H117L118 44H116L120 49V57L117 68L122 67L124 73H127V80L131 81V86L139 85L144 88L147 85L148 80H144L141 77L136 75V72L139 73L140 69H146V64L144 62L145 54L147 51H156L161 50L159 46H140L138 42L142 43L141 35L148 34L150 39L153 38V33L146 32V25L148 23L145 22L143 15L139 12H135L133 10L128 9L124 5L129 2V0H26L30 4L33 2L32 7L36 11L35 7L39 14L35 16L34 10H32L31 14H25L23 11H20L19 8L29 7L25 1L21 0L23 6L17 2ZM148 1L149 3L144 4V2ZM153 0H139L140 6L148 7V4L152 5ZM164 1V0H163ZM162 0H159L160 9L158 7L152 5L154 8L153 18H163L165 21L168 19V22L172 17V10L170 9L173 3L172 0H165L163 4ZM172 1V3H171ZM47 4H44L46 3ZM41 3V5H40ZM163 4V5H162ZM248 4V0H232L230 7L232 8H243ZM15 5H17L15 7ZM25 5V6H24ZM36 5V6H35ZM45 5H47L45 7ZM168 5V6H167ZM12 6V9H11ZM14 6V7H13ZM19 6V8H18ZM167 8L169 11L165 16H162L160 13L161 8ZM31 7V8H32ZM14 8V10H13ZM17 9V10H16ZM44 10V11H43ZM156 10V11H155ZM160 10V11H157ZM130 11L135 12L134 14H128ZM16 12V13H15ZM157 12V13H156ZM127 13V14H126ZM157 14H160L158 16ZM27 15V16H21ZM29 15V16H28ZM30 17V19H27ZM141 17V18H140ZM166 17V18H165ZM35 20H34V19ZM27 19V21H26ZM33 19V21H32ZM29 21V22H28ZM29 24H28V23ZM146 23V24H145ZM143 24V25H142ZM28 25V26H26ZM241 23L238 21L232 20L226 16L207 18L206 16H190L187 19L182 20L181 26L187 33H196L202 35H208V37L215 38L218 41L223 40L228 43V40L237 38L239 33L243 32L241 28ZM32 26V27H31ZM205 27L208 28L207 31L204 30ZM196 28V29H195ZM26 29V30H25ZM28 29V32H27ZM147 29V28H146ZM193 29V30H192ZM25 30V31H24ZM142 30V31H141ZM145 30V31H144ZM21 31V32H20ZM32 32V33H31ZM146 32V33H145ZM18 34V35H17ZM24 34H28L27 37ZM210 34V35H209ZM24 35V36H22ZM22 40H19L20 38ZM17 38V39H16ZM17 41V42H16ZM21 41V42H20ZM19 43V44H18ZM17 44V45H16ZM16 46V47H15ZM14 47V48H13ZM159 47V48H158ZM158 48V49H157ZM153 50V51H152ZM13 51V53H12ZM10 57V58H9ZM39 59L44 63L43 69H38L35 65V60ZM54 60V61H53ZM51 65V67L49 66ZM53 65V66H52ZM56 65V66H55ZM141 65L143 68H141ZM64 67V66H60ZM81 76H89L91 74L87 73L84 68L86 66H80ZM114 72L117 69H113ZM121 73V72H120ZM118 73L117 75H119ZM116 75V76H117ZM116 79V78H115ZM162 80L159 78L155 79V83L158 86L161 85ZM111 81L104 80L100 87L103 88ZM116 82L119 84L120 81L116 79ZM107 83V84H106ZM123 83V82H122ZM106 84V85H105ZM122 87V86H121ZM121 87L119 90L121 91ZM116 89V87H115ZM114 91V89L112 90ZM75 88L74 86L65 91L61 96V103L64 105L70 103L74 97ZM148 94H147V93ZM120 93V92H119ZM118 96V95H117ZM146 96H154L149 92L148 89H144L139 99L124 113L122 112V103L118 102L109 108L116 110V107L121 110H117V114L111 111H107L108 115L105 116L108 118L110 115L111 118L116 114L117 117H113V119H119V122L124 125V130L121 135L117 138V142L115 144L110 142H105L103 144L104 150L107 154L112 153L117 147L122 144L125 139L131 134V132L137 127V125L144 120L142 117V112L149 109V105L145 99ZM120 98V95H119ZM119 104V106L117 105ZM121 104V105H120ZM45 108V107H43ZM42 108V109H43ZM48 109V107H46ZM44 110V109H43ZM41 110V111H43ZM46 110V109H45ZM116 112V111H115ZM113 113V114H112ZM73 114V113H72ZM75 116V114H73ZM109 116V118H110ZM77 119L75 123L79 124V122H84L82 119L75 116ZM140 117V122H137L134 118ZM63 119V118H62ZM78 120V122H77ZM80 120V121H79ZM89 126L88 122L85 123V126ZM76 125V124H75ZM84 126V127H85ZM83 127V128H84ZM74 129H80L77 125ZM71 127V129H73ZM87 128V127H86ZM123 141V142H122ZM122 142V143H121ZM119 144V145H118ZM5 214L0 215V225L2 223L3 217ZM17 221V216L13 218L5 220V227L1 228L0 235H6L9 226L15 228V223ZM20 244H23L22 247H29L27 244L19 241ZM6 264L11 263L10 256L8 252L4 257ZM37 262L42 263V259L37 256Z\"/></svg>", "mask_w": 264, "mask_h": 264}, {"label": "built area", "instance_id": "5", "mask_svg": "<svg viewBox=\"0 0 264 264\" xmlns=\"http://www.w3.org/2000/svg\"><path fill=\"white\" fill-rule=\"evenodd\" d=\"M74 264H78V263H74Z\"/></svg>", "mask_w": 264, "mask_h": 264}]
</instances>
